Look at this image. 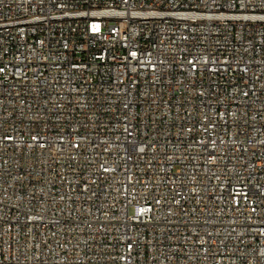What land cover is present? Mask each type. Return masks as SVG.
<instances>
[{"label": "built area", "instance_id": "2783aa9c", "mask_svg": "<svg viewBox=\"0 0 264 264\" xmlns=\"http://www.w3.org/2000/svg\"><path fill=\"white\" fill-rule=\"evenodd\" d=\"M0 264H264V0H0Z\"/></svg>", "mask_w": 264, "mask_h": 264}]
</instances>
